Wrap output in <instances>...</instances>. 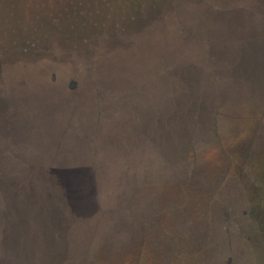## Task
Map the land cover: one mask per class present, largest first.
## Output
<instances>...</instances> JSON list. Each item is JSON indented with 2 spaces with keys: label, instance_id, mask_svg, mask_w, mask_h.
<instances>
[{
  "label": "rangeland",
  "instance_id": "obj_1",
  "mask_svg": "<svg viewBox=\"0 0 264 264\" xmlns=\"http://www.w3.org/2000/svg\"><path fill=\"white\" fill-rule=\"evenodd\" d=\"M263 22L264 0H0V264H264V39L228 72Z\"/></svg>",
  "mask_w": 264,
  "mask_h": 264
},
{
  "label": "trees",
  "instance_id": "obj_2",
  "mask_svg": "<svg viewBox=\"0 0 264 264\" xmlns=\"http://www.w3.org/2000/svg\"><path fill=\"white\" fill-rule=\"evenodd\" d=\"M225 15V14H224ZM234 20V19H233ZM232 20V21H233ZM235 24L237 26H240L243 20L241 17H236L235 18ZM263 27L260 30V33L256 34L257 36L254 38H249L246 42H242L240 48H237V53H236V59L231 65L229 64L228 66V72L229 75H231L233 78H237L238 80H243L245 78L246 81H249V77L251 76V72H253V69L255 67L258 68L259 65V49L258 45L260 47L261 41L264 39V22H263ZM250 75V76H249ZM246 155V153H245ZM247 161H250L251 159H246ZM236 166L239 165L240 161H235ZM252 163L257 164L259 166V163L252 160ZM259 195V193H258ZM259 195L258 200L260 197ZM264 198V196H263ZM258 200L256 207H253L251 211L248 213H251L253 216V223L255 226V230L258 231L262 236L264 235V208H261L260 205H258Z\"/></svg>",
  "mask_w": 264,
  "mask_h": 264
},
{
  "label": "flooded vegetation",
  "instance_id": "obj_3",
  "mask_svg": "<svg viewBox=\"0 0 264 264\" xmlns=\"http://www.w3.org/2000/svg\"><path fill=\"white\" fill-rule=\"evenodd\" d=\"M112 88H114V86H112Z\"/></svg>",
  "mask_w": 264,
  "mask_h": 264
}]
</instances>
